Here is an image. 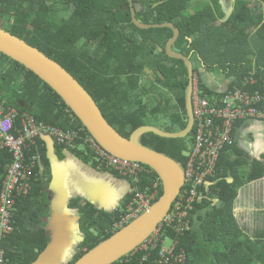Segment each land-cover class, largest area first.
I'll use <instances>...</instances> for the list:
<instances>
[{"label": "trees", "instance_id": "trees-1", "mask_svg": "<svg viewBox=\"0 0 264 264\" xmlns=\"http://www.w3.org/2000/svg\"><path fill=\"white\" fill-rule=\"evenodd\" d=\"M133 1L142 24L170 23L180 30V37L173 46L175 52L189 57L192 62L197 57L200 67L203 62L212 69L223 64V69L229 73L228 91L241 89L264 95V0H230L233 8L230 17L222 0H204L203 6L190 15L186 12L193 6V0ZM125 6H128L126 12ZM258 7L263 8L262 12ZM0 27L71 73L122 136L129 138L138 128L147 126L145 120L150 114L171 126L168 130L165 128L166 131L176 133L186 129L188 68L183 61L171 59L166 54V46L174 37V31L170 28L144 30L135 26L128 0H0ZM150 63H154L153 68H149ZM146 69L155 75L152 78L154 88L162 85L169 91V96L160 95L153 86L148 89L142 84V76L149 75ZM198 90L200 97L212 105H216L226 93L215 92L202 80ZM153 98L158 104L149 114L147 103ZM0 104L7 114L17 113L10 132L16 137L20 136L18 129H23L22 121L29 118H34L37 126L45 124L64 132L80 127L89 133L58 93L34 72L2 53ZM248 121L252 120L237 123L234 138L236 127ZM195 134V128L184 139L162 138L150 133L144 135L141 142L186 168ZM42 140L38 138L30 152H25L26 163L31 157L38 159L32 191L29 196L18 200L14 233L4 242L11 264H34L51 241L41 227L43 224L38 228L35 226L43 215L40 209L47 197L43 186L45 174L41 170L50 169ZM81 144L83 141H78L77 145L75 142L76 147L57 145L78 153L97 170L120 177L111 169H99L92 153L84 150ZM241 151L235 138V144L220 155L214 174L207 173L206 182L210 186H200L196 197L186 196L184 202L190 207L187 209L190 228L186 232L177 234L173 229H162L156 249L151 248L146 254L137 248L115 264L153 263L159 259L163 245L169 246L177 240L176 254L184 250L186 264H264V228L251 232L235 214L240 189L264 179V156L261 160L251 159ZM13 162V154L8 148L0 150V186ZM247 167L250 170L244 169ZM196 170L203 174L209 169ZM154 176L158 177L156 173ZM192 185L189 183L185 190L190 192ZM148 186L153 189V183L144 179L141 190ZM160 190L155 203L163 195L162 185ZM189 196L192 201H188ZM131 202L129 193L118 210L108 213L90 202L74 199L70 207L80 212V231L84 240L69 264H75L87 252L119 232L115 225L127 215ZM254 217V222H260L259 215ZM149 254L144 262L143 258Z\"/></svg>", "mask_w": 264, "mask_h": 264}, {"label": "built area", "instance_id": "built-area-1", "mask_svg": "<svg viewBox=\"0 0 264 264\" xmlns=\"http://www.w3.org/2000/svg\"><path fill=\"white\" fill-rule=\"evenodd\" d=\"M251 83L254 84V81ZM225 92V97L221 98L216 105H212L208 100L200 97V92L196 87L193 94L196 134L185 168V186L174 203L172 211L157 231L138 247L137 251L147 254L151 248L156 249L160 243L162 229L167 230L169 228L177 234H183L190 228L187 212L190 207L184 202L186 196L196 197L199 187L204 184L208 185L206 182L207 173L210 176L214 174L220 155L226 148L235 144L233 132L238 122L247 119L264 122V95L260 93L251 94L241 89ZM259 106H263L262 109ZM6 112L7 110L0 104V150L8 148L14 158V162L9 166L6 177L0 186V264H11L4 249V242L15 230L13 220L18 200L29 196L32 191L33 172L34 168L37 167L38 157H31L26 163L25 152H30L40 137H51L56 144L69 147H76L78 141H83L81 145L90 148L89 150L84 148V150L92 153L99 169L107 168L116 171L121 178L131 183L132 202L128 206V213L122 219L119 228L137 219L155 203L161 191V182L158 177L154 176L155 172L149 167L139 162L123 160L111 155L93 136L80 127H75L73 131L64 132L45 124L37 126L35 119L29 118L22 121L23 129H18L20 136L16 137L10 132L14 128V119L17 113L13 111L7 114ZM203 168L209 170L203 174L196 170ZM144 179L153 183V189L148 186L145 190H141ZM189 183H193V189L190 192L185 190ZM191 196H189L188 201H192ZM178 244L177 240L169 246L163 245L159 259L153 263L149 262V264H186V252L181 250L179 254H176ZM148 257L150 254L145 255L143 261L148 260Z\"/></svg>", "mask_w": 264, "mask_h": 264}, {"label": "water", "instance_id": "water-1", "mask_svg": "<svg viewBox=\"0 0 264 264\" xmlns=\"http://www.w3.org/2000/svg\"><path fill=\"white\" fill-rule=\"evenodd\" d=\"M128 2L133 23L138 28L144 30L170 28L174 31V37L166 46V54L171 59L183 61L188 68L190 78L186 93L188 125L183 131L173 133L154 126H142L129 138L122 136L107 121L97 102L71 73L37 48L0 27V53L34 72L58 93L67 107L108 153L149 167L157 174L163 187V195L149 210L120 229L110 239L87 252L75 264H115L129 256L157 231L185 186V168L169 156L145 146L141 138L152 133L162 138L184 139L192 133L194 128L193 63L189 57L173 50L181 34L175 25L142 24L137 18L134 1L128 0ZM127 9L128 6H125L124 11L126 12ZM160 52H163V49H160ZM45 137L51 139V137ZM50 239L47 250L34 264H43L46 261V256L56 241L55 238Z\"/></svg>", "mask_w": 264, "mask_h": 264}, {"label": "crops", "instance_id": "crops-1", "mask_svg": "<svg viewBox=\"0 0 264 264\" xmlns=\"http://www.w3.org/2000/svg\"><path fill=\"white\" fill-rule=\"evenodd\" d=\"M200 69L202 74H205L211 68L203 62ZM213 77L212 73H209L208 86L217 93L225 92L229 87L230 79H224V84L217 86ZM235 138L240 151L246 152L251 159H263L264 123L258 121L241 123L236 127ZM42 139L50 169L46 172L45 169L41 170L45 174L43 186L47 197L40 209L43 215L35 222V226L38 228L43 224L41 227L47 236L56 239L43 264H69L84 240L80 231V212L70 207L71 202L74 199H82L100 210L113 213L121 207L122 202L129 195L131 183L111 172L97 170L92 164L85 162L78 153L70 149H61L50 138ZM244 169L248 171L249 167ZM250 186L251 189L247 192L243 189L239 191L235 208L236 217L245 227L249 226L246 223L248 220L255 219L254 215H259L260 217L257 218L260 221L264 218L262 215L264 179L251 183ZM18 211L16 207L17 215ZM245 216H248L246 221L243 220ZM258 229L260 228L255 226L251 232Z\"/></svg>", "mask_w": 264, "mask_h": 264}, {"label": "rangeland", "instance_id": "rangeland-1", "mask_svg": "<svg viewBox=\"0 0 264 264\" xmlns=\"http://www.w3.org/2000/svg\"><path fill=\"white\" fill-rule=\"evenodd\" d=\"M194 1V4L193 6L196 7V9H194V7L191 5L189 7V9L187 10L186 14L190 15V14H193L197 8H200L203 6V2L204 0H193ZM232 2H234V0H232ZM222 4L224 5V10L227 12L228 14V17L231 16L232 12H233V8H232V5L230 3V0H222ZM264 5V4H263ZM258 9L260 10V12H262L263 8L261 7H258ZM259 10H257V13L260 14V12H258ZM227 17V18H228ZM149 58H151V56L147 55ZM195 56V54L193 55ZM198 68H201L200 67V63L197 61V57L194 58V62H193ZM218 63V62H217ZM149 68H153L154 66V63L153 64H148ZM220 67L219 68H211V69H208V72L209 73H212V75L214 76V80H215V84L217 86H221L224 84V79H228L229 78V73H227V71L225 69H223V67H225L223 64H220L219 65ZM149 71L148 69H146V72ZM154 71V70H153ZM153 72L152 71H149V75H143L142 78H143V81H142V84L145 85L148 89H151L153 84H155L152 80L153 78ZM152 76V77H151ZM122 80H124V78H122ZM159 88H158V87ZM155 85V88L153 86V88L155 90H157V92H159L160 95H165V96H169V91L167 89H165L162 85L158 84V85ZM158 104V101L153 98V100L150 102V103H147V111L149 112L150 114V111L156 107ZM145 122L148 124L147 126H154V127H157V128H163L165 130V128L168 130L171 126L168 125L166 126L167 124L164 123L165 121H163L160 117H153L151 114L148 115V117L146 118ZM170 126V127H169ZM189 140H187L188 142ZM253 155L255 156V152H253ZM250 170V169H249ZM245 174V173H244ZM248 174V173H246ZM245 174V175H246ZM241 189L245 190V192H247L248 190L251 189V186H250V183L243 186ZM240 189V190H241ZM248 216H245L243 220H247ZM263 220L260 221V222H254V220H248L246 223L249 225L248 227H246L247 229L249 230H254L255 229V226H258V227H263L264 228V218H262ZM122 223V221L119 223V224H116L115 225V228L117 229H120L118 226ZM128 225V224H126ZM126 225H124L123 227H125ZM122 227V228H123ZM168 244H170V242L168 241Z\"/></svg>", "mask_w": 264, "mask_h": 264}, {"label": "flooded vegetation", "instance_id": "flooded-vegetation-1", "mask_svg": "<svg viewBox=\"0 0 264 264\" xmlns=\"http://www.w3.org/2000/svg\"><path fill=\"white\" fill-rule=\"evenodd\" d=\"M197 61L200 63L199 59H197ZM168 63V62H166ZM170 66H173V63H169ZM193 68H194V71H193V77H192V80H193V94L195 93V90H196V87L199 86L201 80L204 81L207 85H209V81H210V78H209V73H205V74H202V72L200 71L201 69L198 68L195 64H193ZM149 72V71H147ZM187 72H188V69H187ZM153 76L155 77L154 73H152ZM187 81H188V87H189V83H190V78H189V72L187 74ZM187 87V89H188Z\"/></svg>", "mask_w": 264, "mask_h": 264}, {"label": "clouds", "instance_id": "clouds-1", "mask_svg": "<svg viewBox=\"0 0 264 264\" xmlns=\"http://www.w3.org/2000/svg\"><path fill=\"white\" fill-rule=\"evenodd\" d=\"M190 60H191V59H190ZM192 63H193V62H192ZM193 64H194V63H193ZM227 90H228V89H227ZM227 90H226V91H227ZM258 122H262V123H264L263 121H258ZM207 186H210V184L207 185ZM154 204H155V203H154ZM154 204H153V205H154ZM153 205H152V206H153ZM152 206H151V207H152ZM166 217H167V216H166ZM120 229H122V228H120ZM120 229H119V230H120Z\"/></svg>", "mask_w": 264, "mask_h": 264}]
</instances>
